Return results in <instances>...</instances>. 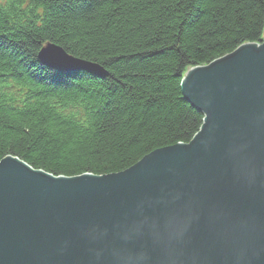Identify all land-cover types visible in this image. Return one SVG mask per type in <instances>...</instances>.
I'll use <instances>...</instances> for the list:
<instances>
[{
	"label": "water",
	"instance_id": "water-1",
	"mask_svg": "<svg viewBox=\"0 0 264 264\" xmlns=\"http://www.w3.org/2000/svg\"><path fill=\"white\" fill-rule=\"evenodd\" d=\"M58 70L104 75L45 43ZM203 114L188 143L105 175L0 160V264H264V33L181 77Z\"/></svg>",
	"mask_w": 264,
	"mask_h": 264
},
{
	"label": "trees",
	"instance_id": "trees-1",
	"mask_svg": "<svg viewBox=\"0 0 264 264\" xmlns=\"http://www.w3.org/2000/svg\"><path fill=\"white\" fill-rule=\"evenodd\" d=\"M264 33V0H0V160L53 176L105 175L188 143L203 114L186 69ZM50 42L104 75L37 59Z\"/></svg>",
	"mask_w": 264,
	"mask_h": 264
},
{
	"label": "bare ground",
	"instance_id": "bare-ground-1",
	"mask_svg": "<svg viewBox=\"0 0 264 264\" xmlns=\"http://www.w3.org/2000/svg\"><path fill=\"white\" fill-rule=\"evenodd\" d=\"M46 43H49L50 44V42H46Z\"/></svg>",
	"mask_w": 264,
	"mask_h": 264
}]
</instances>
